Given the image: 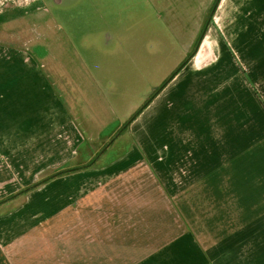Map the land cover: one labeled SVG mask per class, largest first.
Returning <instances> with one entry per match:
<instances>
[{
    "label": "crops",
    "instance_id": "0c3cea01",
    "mask_svg": "<svg viewBox=\"0 0 264 264\" xmlns=\"http://www.w3.org/2000/svg\"><path fill=\"white\" fill-rule=\"evenodd\" d=\"M212 3L200 0L201 23ZM250 6L221 21L228 58L179 72L130 126L134 143L77 176L63 224L25 229L0 264H168L170 251L183 264L196 251L205 264H264V0Z\"/></svg>",
    "mask_w": 264,
    "mask_h": 264
},
{
    "label": "rangeland",
    "instance_id": "374dc122",
    "mask_svg": "<svg viewBox=\"0 0 264 264\" xmlns=\"http://www.w3.org/2000/svg\"><path fill=\"white\" fill-rule=\"evenodd\" d=\"M55 1L63 7L0 0V250L38 222L63 224V207L81 190L77 176L98 174L113 144L117 151L134 143L130 126L138 118L125 124L194 52L187 78L225 61L221 21L251 9V0H213L201 23L200 0ZM94 158L93 167L72 170ZM185 255L165 257L183 264ZM194 256L191 264H205Z\"/></svg>",
    "mask_w": 264,
    "mask_h": 264
},
{
    "label": "trees",
    "instance_id": "16d2710c",
    "mask_svg": "<svg viewBox=\"0 0 264 264\" xmlns=\"http://www.w3.org/2000/svg\"><path fill=\"white\" fill-rule=\"evenodd\" d=\"M218 1H220V0H216V2H218ZM195 55V52L192 54V56L187 60V62H186V64H185V66L188 64V62L191 60V58L193 57ZM184 66V67H185ZM183 67V68H184ZM183 68H182V70H183ZM178 72H180V71H178ZM178 72H176L174 75H173V77L170 79V80H168L165 84H164V86L161 88V90H159V91H157V94H156V96H153V97H151V99H150V102H148L145 106H144V108L143 109H140V110H138L135 114H134V116L131 118V120L129 121V123L127 122L126 124H125V126H124V128L125 127H128L130 124H132L140 115H141V113L151 104V101L154 99V98H156L157 97V95L174 79V77H176L177 76V74H178ZM123 128V129H124ZM104 152H102V153H99V155L101 154H103ZM96 161H97V159L96 158H94L88 165H84V166H82V167H78V168H74V169H72V170H74V171H84V170H86L87 168L89 169V168H91V167H93V165L96 163ZM72 170H66V171H72ZM65 171V172H66ZM64 172V173H65ZM61 174V172L60 173H57V175H60ZM35 188L36 187V185L35 186H32V187H30V188H28V189H24L23 191H21V192H19V193H17V194H15V195H11V196H9L8 198H6L5 200H3L2 202H7V201H10V200H12V199H14V198H16V197H18L19 195H22V194H24L26 191H29L31 188Z\"/></svg>",
    "mask_w": 264,
    "mask_h": 264
},
{
    "label": "flooded vegetation",
    "instance_id": "af4514ba",
    "mask_svg": "<svg viewBox=\"0 0 264 264\" xmlns=\"http://www.w3.org/2000/svg\"><path fill=\"white\" fill-rule=\"evenodd\" d=\"M72 1H73V0H68V2H70V3H71ZM62 2H63V1H62ZM53 4L56 5V6H58L59 9L63 7V3L58 4V3L55 2V0H53Z\"/></svg>",
    "mask_w": 264,
    "mask_h": 264
}]
</instances>
